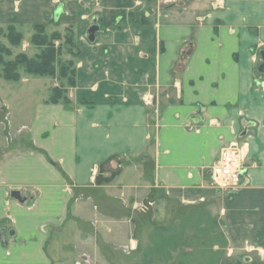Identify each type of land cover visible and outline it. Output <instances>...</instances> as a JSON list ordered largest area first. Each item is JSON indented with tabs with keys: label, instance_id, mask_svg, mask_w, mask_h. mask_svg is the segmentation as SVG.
<instances>
[{
	"label": "crops",
	"instance_id": "0c3cea01",
	"mask_svg": "<svg viewBox=\"0 0 264 264\" xmlns=\"http://www.w3.org/2000/svg\"><path fill=\"white\" fill-rule=\"evenodd\" d=\"M92 2L0 0V28L30 40L36 25L73 28L79 50L71 106L48 104L51 88L40 94L36 79L0 83V108L12 114L9 94L24 109L14 121L23 135L9 133L13 151L0 136V264H81L80 225L117 223L76 195L92 188L128 210L151 190L201 202L228 243L221 264H264V0ZM237 139L248 144L241 186L220 191L210 171Z\"/></svg>",
	"mask_w": 264,
	"mask_h": 264
},
{
	"label": "rangeland",
	"instance_id": "374dc122",
	"mask_svg": "<svg viewBox=\"0 0 264 264\" xmlns=\"http://www.w3.org/2000/svg\"><path fill=\"white\" fill-rule=\"evenodd\" d=\"M77 1L79 4L82 2V0ZM91 2L96 5V0H91ZM95 18L96 16L93 15L90 25L96 24L94 22ZM53 24L55 25V21H53ZM56 29L54 28V30ZM69 29L73 30L76 40L75 30L73 28ZM54 30L48 27L47 32L49 35L57 33L60 36L59 39L51 41L53 47L60 52V56L57 58L58 61L55 63L56 75L54 77L29 75L25 72V68L20 67L18 70L20 80L10 82L6 81L2 74L4 65L11 66L21 54H26L28 57L37 56L45 48L33 45L32 39L30 40L28 33L23 30L22 33L25 34L27 40L23 35L21 44L14 46L9 41V35L11 34L8 28H0V46L5 49L1 55L0 83L10 87L8 85L20 83L23 76H25L27 79H36L34 83L42 95L44 93L47 95L48 88H51L47 100L48 104H54L49 99L52 90L55 88L61 92H67L68 99L71 101L69 91L75 88L77 84L76 62L79 57V50L68 44L71 38L66 31L57 29L54 32ZM88 32L89 28L84 33L87 41L89 40ZM32 34H35V29L32 30ZM261 61H263L262 57ZM62 67L66 69V77L63 79L61 76ZM73 78L75 86L71 87L69 83ZM54 84L57 86H53ZM8 96L9 94L6 95V98L12 102L9 109L12 114L10 115L8 110L3 111L0 108V122H2L0 124V136H2L3 131L4 139L1 141L6 145L7 150L13 151L12 147L16 143L17 137L13 140L12 136L9 137V133L18 132L20 133L18 136L23 135L22 131L24 132V129H19L14 121L19 119V111L24 109L22 108L23 103L18 101L17 96ZM58 104H62V102ZM68 106H71V104ZM30 107L26 108L27 113L30 112ZM9 121L12 123V127H10ZM7 138L8 141H6ZM19 141L20 144L26 143L25 146L29 142L26 138ZM88 192L90 195H87ZM155 192V190L149 191L137 205H134L135 209L133 210H130L131 208L126 209L121 203L122 200H116L117 203L113 206L106 202H99L102 193H96V188L88 189L86 194L77 192V196L92 197L94 200L92 206L95 211L98 210L99 213L102 210L109 212L110 209L109 214L111 213L117 218L114 228L111 225L114 222L113 220L110 222L106 219L107 221H104L106 223L100 226L97 225V233L96 225H93V222L80 225L85 232L84 242L86 245L85 255L81 260L82 264H221L228 253V243L221 231L219 217H215L208 212L209 210L201 202L199 204L186 202L184 205L180 202L170 201L166 197H158ZM141 206H145L147 210L141 211ZM107 232L111 235L106 236L105 233Z\"/></svg>",
	"mask_w": 264,
	"mask_h": 264
},
{
	"label": "trees",
	"instance_id": "16d2710c",
	"mask_svg": "<svg viewBox=\"0 0 264 264\" xmlns=\"http://www.w3.org/2000/svg\"><path fill=\"white\" fill-rule=\"evenodd\" d=\"M125 15V14H124ZM140 16V19H136L137 21L144 23L147 19L143 15L130 14V17L136 18ZM48 25H36L34 27L35 34L32 36V43L36 47L45 48L42 50L40 54L34 57H28L26 54H21L16 59L17 61L11 66L4 65L3 76L6 81L10 82H18L20 80V75L18 70L20 67L25 68V72L29 75L34 76H51L54 77L56 75L55 63L58 61L57 58L60 56L59 50L55 49L51 44V41L59 39V34L55 33L49 35L47 32ZM11 35H9V41L14 46H18L23 41V34L13 26L8 28ZM67 34L70 35L71 40H69L68 44L72 46V48H77L75 35L72 29H68ZM4 47L0 46V64L2 63L1 55L5 51ZM79 52V51H78ZM65 68H61V76L62 79L66 77ZM70 86H75L74 78L70 80ZM60 90L55 88L52 90L49 101L54 104H58L62 102L64 105H70L71 101H69L67 92L62 91L60 96ZM63 95V96H62Z\"/></svg>",
	"mask_w": 264,
	"mask_h": 264
},
{
	"label": "built area",
	"instance_id": "2783aa9c",
	"mask_svg": "<svg viewBox=\"0 0 264 264\" xmlns=\"http://www.w3.org/2000/svg\"><path fill=\"white\" fill-rule=\"evenodd\" d=\"M240 140H234L224 146L220 151L219 160L211 168V186L215 189L234 191L240 188L246 167L248 145ZM140 210L146 211L147 208L141 206Z\"/></svg>",
	"mask_w": 264,
	"mask_h": 264
},
{
	"label": "water",
	"instance_id": "95a60500",
	"mask_svg": "<svg viewBox=\"0 0 264 264\" xmlns=\"http://www.w3.org/2000/svg\"><path fill=\"white\" fill-rule=\"evenodd\" d=\"M59 17H60V11H58L57 13H56V18L57 19H59ZM99 30V27L98 26H93V27H91L90 29H89V40L93 43V42H95V38H96V36H95V34H96V32ZM261 57H262V60H263V63L260 65V67H259V69H258V72L260 73V74H264V51H262L261 52ZM193 121H194V123H199L200 122V117L199 116H196V117H194L193 118ZM12 197L13 198H15V199H17L19 202H21V203H24L25 202V200L21 197V195H20V193L19 192H13L12 193ZM12 233L13 232H11L10 233V235H12ZM14 234V233H13ZM0 240H1V243L4 245V246H6L7 245V240H8V238H7V235L6 234H4V233H1V235H0Z\"/></svg>",
	"mask_w": 264,
	"mask_h": 264
}]
</instances>
